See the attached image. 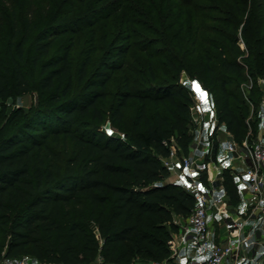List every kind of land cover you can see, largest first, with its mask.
<instances>
[{"label": "trees", "instance_id": "obj_1", "mask_svg": "<svg viewBox=\"0 0 264 264\" xmlns=\"http://www.w3.org/2000/svg\"><path fill=\"white\" fill-rule=\"evenodd\" d=\"M21 1L25 2L9 0L11 7L0 13V35L4 29L8 31L6 53L0 48V99L13 89L28 91L34 82L46 94L41 99L46 108H37L23 121L24 109L17 108L5 123L0 108V255L2 251L7 255L27 253L47 264H90L97 257L103 264L166 259L168 240L177 231L175 218L188 215L195 203L194 196L180 184L165 182L169 170L162 163L172 144L186 154L193 140L191 97L177 82L178 75L187 70L192 77L208 79V98L218 122L225 124L235 140L242 141L247 132L248 102L236 89L243 76L248 80L254 75L264 77V3L54 0L56 6L49 10L53 0H38L42 8L28 0V9L19 11ZM101 20V26L107 28L101 41L108 40L112 49L105 67L110 72L131 69L125 57L136 59L132 48L154 56L145 44L132 43L135 37L162 45L157 52L169 66L168 83L142 91L130 89L131 81L124 76L109 120L122 122L130 99L138 102V108L123 137L106 135L94 125L87 129L76 125L79 115L89 113L99 122L104 120L97 106L103 91L91 89L65 99L74 87L73 36L87 29L88 47L77 70L82 80L92 54L100 49L96 24ZM178 23L179 28L173 29ZM134 24L140 26L139 32ZM66 33H72L70 43L53 50L57 38ZM182 34H188L190 54L203 53L205 71L197 64L192 71L184 59H177ZM240 37L248 48L244 61L238 60L245 54ZM204 46L218 52L215 65ZM116 56L121 57L114 59ZM26 58L39 69L34 81L25 73ZM148 67L152 70L150 62ZM103 74L94 83L101 89L110 79V74ZM253 90L254 84L247 95L251 103ZM262 116L264 120V109ZM59 119L63 126L48 125ZM223 182L230 198L239 200L227 170Z\"/></svg>", "mask_w": 264, "mask_h": 264}, {"label": "rangeland", "instance_id": "obj_2", "mask_svg": "<svg viewBox=\"0 0 264 264\" xmlns=\"http://www.w3.org/2000/svg\"><path fill=\"white\" fill-rule=\"evenodd\" d=\"M27 1L20 2L21 5L18 6L19 11H24L28 9ZM37 2L36 8H39L41 4L38 2V0H35ZM108 0H104L102 3H106ZM262 3H264V0H261ZM57 2V1H56ZM54 0L49 5V10H53L56 6V3ZM55 5V6H54ZM11 5L9 4V0H0V13L3 12L4 8H10ZM68 6H65V9H67ZM97 8V7H96ZM104 20H101L98 24H96V29L98 30L99 34V50L94 52L92 54V63L88 67V71L86 74V77L84 79H79L78 77V67L79 63L83 57L84 49H87L88 42H87V36L88 32L87 29L80 31L77 37V35H74L73 37V43H74V66H73V75H74V87L72 90L68 92L65 99H69L71 97H77L80 96L82 93H85L89 90H95V91H103V95L97 99V106L100 109V111L104 115V120L102 122L98 121L97 116H93L92 113H89V115L82 116L79 115L76 120V125L80 129H87L90 126H96L98 130L106 135H111L114 137H123V132L127 130L132 125V122L135 118V115L137 113L138 108V102L135 99H130V105L129 108L125 111V117L124 120L117 121V122H111L109 120V112L114 106L115 99L117 93L123 89V83L124 76L127 75L129 77V80L131 81L130 89L132 90H145L147 87H158L164 83H168L169 75H166V71H169V66L166 64L165 59L158 54L157 50L159 51L162 45L160 44H148L144 43L142 38L135 37L132 38V43H141L146 45V51H151L154 53V56L151 58L149 57L146 52H141L136 50V48H132L130 51L134 53L135 60L132 61L129 57H125V62H128L131 66V69H125V70H115L114 72H110L109 69L105 68L107 65V62L109 61V55L112 53V49L109 47V41H101V36L105 33L107 28H104L102 25ZM136 32L140 31V26L135 25ZM133 28V26H132ZM179 23L173 28L178 29ZM7 29H4V34L0 35V48L3 52L6 51V36H7ZM148 34V33H147ZM70 35L72 33H66L61 36H59L55 42V46L53 50H55L58 47H62L63 45L69 44L70 42ZM183 35V34H182ZM148 36H151L148 34ZM239 45L242 50L245 51L244 55H239L238 60L244 61L243 56H246L248 54V48L242 39L240 37ZM109 47V48H108ZM199 45L197 46V49H199ZM205 51L209 53L210 56H212L213 60L211 61V65H215V62L217 61V51L209 46H204ZM52 50V51H53ZM178 51V48H175V52ZM192 51V46L189 44L188 41V34L183 35L181 38V45L180 50L177 55V59L181 60L184 59L185 63L188 67L193 68L192 71L195 70V65L197 64V68L201 71H205V66L207 60L203 56V53L197 50V54H190ZM6 53V52H5ZM121 56H116L114 59H119ZM151 63L152 70L148 67V63ZM140 63V64H138ZM24 69L26 75L30 78L31 81H34L37 76L39 69L37 66H35L32 61L29 58H26L24 61ZM157 76L156 78L153 76L154 74ZM110 74V79L106 83L104 88H100L99 85L94 84L99 81L101 77H105V74ZM187 77V79L185 78ZM204 76L199 77L198 75H194L193 77L188 74L187 70H182L178 75L177 82L180 85H183V88L185 91H189V80L194 84L196 90H198L209 102V91H210V85L208 82V79L205 81ZM185 78V79H184ZM196 78V79H195ZM189 79V80H188ZM183 80V81H182ZM165 81V82H164ZM167 81V82H166ZM93 83L91 87L88 88V84ZM252 83L254 84V90L251 92L254 99L252 105L248 103V113L245 116L244 123L245 128L247 130L246 136H248L251 139H257L258 136H261L264 139V120H263V109L264 105L262 103V100L264 98V77L260 75H254L252 76ZM246 84H250V81L248 79H244V76L241 77L240 83L236 89V91H241L243 95H248L249 91L246 87ZM235 84H231V88H234ZM247 88V89H246ZM46 95L44 93H41L39 91L37 83L32 84V87L28 91H16L11 90L8 96L5 98L0 99V108L4 110V116H3V123L6 122V119L10 114L13 112V110L20 108L24 109V114L20 117L22 121L33 114L36 109H45L46 105L43 104L42 98ZM262 98V99H261ZM246 104V103H245ZM208 105V103H207ZM206 105V107H207ZM41 107V108H39ZM151 111H153V108H150ZM59 125L63 126L64 123L62 119L55 120V121H48V125ZM218 126L220 128H218ZM198 125L196 123H192L191 129L193 131V140L191 142V145L189 147L188 153L184 154L181 151L177 149V155L178 159H181L183 156L187 155H199L200 157H205L207 159H214L217 162H219L222 167L224 168V165H226L227 160L226 157H224V150L229 149L231 145L232 140V134L229 132V134L226 133V127L224 123H219L217 121L216 127L212 129V126L205 130L204 134L199 136L197 132ZM228 132V131H227ZM226 144L219 145L218 149L217 146L219 143H224V141H227ZM217 157V158H216ZM178 164V161H177ZM226 170V169H225ZM176 173V172H175ZM231 202L233 206L235 207V210L239 213L242 212V206L240 208V205H238L239 200L231 199ZM254 224V222H251ZM217 221L215 218L211 221V228L217 229L218 227ZM173 232L172 234H174ZM218 236V235H215ZM8 239V236H5V240ZM253 240L255 241L254 248L250 251L251 255L255 254L257 260H261L262 264H264V231L255 229L253 226ZM191 258V254L189 251H185L182 255V260L180 259H173L170 257V255L166 258L168 259L171 264H184L186 260H189ZM37 261V260H36ZM151 261V260H150ZM150 261H147L145 263H149ZM144 262L138 261L136 258L135 260H131L128 263L125 264H145ZM37 264H47L44 262L37 261ZM53 264V263H50ZM90 264H99L98 262H93ZM254 264V263H253Z\"/></svg>", "mask_w": 264, "mask_h": 264}, {"label": "built area", "instance_id": "obj_3", "mask_svg": "<svg viewBox=\"0 0 264 264\" xmlns=\"http://www.w3.org/2000/svg\"><path fill=\"white\" fill-rule=\"evenodd\" d=\"M249 81L250 84H246V87H249L246 88L247 90L253 86L251 78ZM189 94L191 120L198 125L197 132L201 136L211 126L212 129L216 127L218 121L216 109L212 104L213 117L205 118L207 100L190 80ZM244 96L252 105L248 96ZM262 103L264 105V98ZM226 154L245 164L244 177H237L233 172L231 174L232 179L237 178L240 194L245 197L241 213L235 210L225 188L224 169L212 159L193 154L175 160L177 158L175 144L171 145L170 155L162 159L163 165L169 172L174 169L178 173L179 184L195 199L190 213L184 217H176L174 220L177 231L168 240L169 255L173 259L180 257L182 249H187L191 258L186 260V264H262V261L257 260L256 255H251L250 251L255 244L253 226L264 231V139L261 136L255 140L246 136L242 141L233 138ZM213 218L217 219L223 228L218 236H215L211 229ZM95 262L103 264V259L97 257ZM0 264H37V261L27 253L7 255L2 251ZM145 264H171V262L162 259L151 260Z\"/></svg>", "mask_w": 264, "mask_h": 264}, {"label": "crops", "instance_id": "obj_4", "mask_svg": "<svg viewBox=\"0 0 264 264\" xmlns=\"http://www.w3.org/2000/svg\"><path fill=\"white\" fill-rule=\"evenodd\" d=\"M207 103H208V105L206 104L207 107H205V118L206 119H209V118H212L213 117V112H212V108H211L212 107V103L210 101L209 102L207 101ZM226 133L229 134V132H227V131H226ZM232 139H233V137H232ZM227 142H228V140L227 141H224V143H219L218 146H217V149H218L219 145H221V144L222 145L223 144H226L227 145ZM226 151L227 150H224V154L225 155H223L224 157H226V160H227V163H226V165H224V168L216 160L213 159V161L215 163H217L218 165H220L224 170L226 169L230 173V175L233 172V173H235L237 175V177H244V175H243V169L245 167L244 162L240 161L239 159L233 158L232 155H230V154H226ZM177 157H178V155H177ZM175 160H177V158ZM175 168H176V166H175ZM175 172L176 171L174 169H172L169 172L168 177L165 179V182L179 184V182H180L179 176H178V173H175ZM236 179H237L236 177H233V180L235 182V185L238 188V192H239V196H240L238 205H240V208L242 206V209H243L244 208L245 197H243L240 194V187H238L237 182H236L237 181ZM216 221H217V224H218V226H217L218 228L217 229H212L211 228L213 230L214 235H218L223 230L222 226L218 223V220L217 219H216ZM185 251H188V250L187 249H182V251L180 252V257L179 258H176V260L177 259L182 260V255L184 254ZM184 264H186V262Z\"/></svg>", "mask_w": 264, "mask_h": 264}]
</instances>
